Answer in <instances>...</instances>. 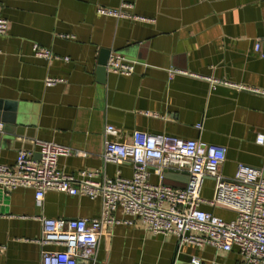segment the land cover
I'll return each mask as SVG.
<instances>
[{"label": "crops", "instance_id": "0c3cea01", "mask_svg": "<svg viewBox=\"0 0 264 264\" xmlns=\"http://www.w3.org/2000/svg\"><path fill=\"white\" fill-rule=\"evenodd\" d=\"M100 7L134 18L103 16ZM0 16L9 22L0 36V123L10 128L8 119L18 118L15 133L0 132L1 164L13 167L21 150L38 159L37 142L47 141L87 154L61 157L64 175L131 178V163H107L103 152L107 140L129 143L140 131L226 147L219 169L226 179L240 164L264 169V145L256 142L264 135V95L213 82L264 92V0H0ZM34 45L60 59L36 57ZM104 50L123 55L134 74L107 71L102 78ZM49 78L64 82L47 87ZM108 125L117 137L105 136ZM186 180L172 171L163 183L184 188ZM150 181L160 183L156 176ZM214 187L206 179L202 197L211 199ZM202 209L224 221L236 217L223 207ZM102 214L101 198L49 191L40 205L34 189L0 186V264H42L44 251L63 249L40 244L43 218ZM111 219L95 258L77 264H255L237 249L153 235L121 209Z\"/></svg>", "mask_w": 264, "mask_h": 264}, {"label": "built area", "instance_id": "2783aa9c", "mask_svg": "<svg viewBox=\"0 0 264 264\" xmlns=\"http://www.w3.org/2000/svg\"><path fill=\"white\" fill-rule=\"evenodd\" d=\"M98 13L116 18H134L120 10L102 7ZM8 28L9 22L0 16V36L5 35ZM259 49L257 45L256 50ZM33 51L38 58L60 59L51 50L39 45H34ZM64 60L69 61V58ZM107 71L118 76H132L135 65L114 52L108 60ZM63 82L49 78L45 85L53 87ZM213 82L264 95V92L253 88L219 80ZM201 128L197 126V129ZM3 129L4 125L0 123V132ZM118 133L112 125L105 128L107 137H117ZM256 142L264 145V135H259ZM37 145L38 159L32 153L21 150L13 167L0 163L1 187L6 190L34 189L36 202L40 205L49 191L101 198L103 201V214L98 220L42 219L40 244L63 248L60 251H44L42 264H77L79 259H94L103 228L106 223L113 222L111 214L118 209L140 220L153 235L173 234L180 244L212 246L224 252L237 249L246 263L264 264V169L240 164L235 178H224L219 169L227 157L226 147L138 131L129 143L107 140L103 152V160L107 163H131L133 176L105 178L99 182L95 180L96 173L85 172L75 177L59 171L61 157L72 154L86 157V153L55 142L38 141ZM167 171L188 174L186 186L174 188L165 185L163 181ZM152 176H156L160 183H151ZM206 179L215 182L211 199L202 197ZM202 206L223 207L234 212L236 217L224 221L204 211Z\"/></svg>", "mask_w": 264, "mask_h": 264}, {"label": "water", "instance_id": "95a60500", "mask_svg": "<svg viewBox=\"0 0 264 264\" xmlns=\"http://www.w3.org/2000/svg\"><path fill=\"white\" fill-rule=\"evenodd\" d=\"M110 51H108V50H104V51H102V53H101V57H100V59H99V62H98V72H99V74L101 75V77L103 78L104 76L103 75H105L106 73H107V63H108V60H109V58H110ZM17 117L16 118H14V116L13 117H11L10 119H8V121H7V125H10V128H7V126L5 125L4 126V131L5 132H12V133H15V130H14V128H13V126L12 125H15L16 123H17ZM3 121H4V118H3ZM40 156H38V158H39ZM169 174H172V171H167L166 173H165V176L167 177V176H169ZM185 174V176L187 177V182H188V180H189V175L188 174H186V173H184Z\"/></svg>", "mask_w": 264, "mask_h": 264}, {"label": "rangeland", "instance_id": "374dc122", "mask_svg": "<svg viewBox=\"0 0 264 264\" xmlns=\"http://www.w3.org/2000/svg\"><path fill=\"white\" fill-rule=\"evenodd\" d=\"M166 184L173 185V184H170V181L167 179H166Z\"/></svg>", "mask_w": 264, "mask_h": 264}]
</instances>
